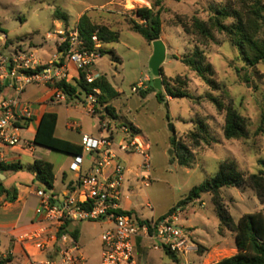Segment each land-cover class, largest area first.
Here are the masks:
<instances>
[{
    "label": "rangeland",
    "instance_id": "obj_1",
    "mask_svg": "<svg viewBox=\"0 0 264 264\" xmlns=\"http://www.w3.org/2000/svg\"><path fill=\"white\" fill-rule=\"evenodd\" d=\"M232 1L162 0L161 39L165 43L167 55L171 56L161 67L163 75L168 78L187 76L192 94L200 99H172L163 88L159 92L164 101L160 102L156 97L159 92L151 91L154 78L149 62L153 45L132 31L126 21L137 19L134 10L143 5L140 0H0V53L6 59L37 51L41 61L52 60L53 54L58 52L57 46L61 36L58 33L78 27L84 14H88L98 25L107 26L119 33L117 43L104 47L105 53L96 63V70L106 76L119 92V96L111 102L116 111L117 128L116 145L112 150L126 168L121 204L130 209L131 216L136 221L152 222L153 219L165 216L179 201L185 199L194 187L209 181L224 161L235 163L246 182L251 175L264 171V134L255 136L264 115V63L256 68L247 67L238 48L224 34L216 33V42L210 43L205 49L209 62L216 70L217 81L223 83L228 90L229 100L223 98L225 104L232 105L249 119L248 139L227 140L223 132L225 112L219 113L213 103L203 98L205 94L212 92L210 87L180 60L195 51L196 39L172 24L177 15L189 18L198 15L200 18H207L218 9L227 8ZM56 10L68 15V23L53 19ZM226 24L229 25L230 21ZM2 36H6V42L1 40ZM147 77L150 80L144 82ZM141 82L144 87H138ZM133 88L138 91L134 92ZM42 91L43 88L30 87L20 99H35L43 94ZM143 91L145 95L141 94ZM213 94L222 96L220 92ZM85 101L86 94L81 91L80 100L77 102L72 100L68 105L62 103L42 108L56 112L57 136L72 139L78 137L79 133L98 135L102 121L98 115H91L83 108ZM103 112L104 110L100 109V113ZM104 118L106 121L112 119L105 112ZM68 123L79 126V129L67 130ZM170 125L173 126L174 133L170 131ZM123 127L132 133V127L139 129V133L133 135L135 139L140 135L139 145L150 157L148 187H144L139 177H136V173L141 172L138 167L142 164V156L137 152L121 151L117 147L123 138L120 132ZM198 129L202 131V140L199 147L191 151L190 166L183 167L178 162L181 152L175 143L181 140L188 146L193 145L189 136L192 132L198 133ZM127 137L128 134L124 136ZM110 138H114L113 133ZM49 154L51 160L57 158V161L64 162L67 166L74 161L66 154L55 151ZM86 157L85 155V163ZM68 174L72 177L70 171ZM35 187L38 185L35 184ZM217 197L220 198L221 209L235 224L244 214H264V204L247 185L240 189L225 187L217 196L205 193L201 199L187 205L186 207H189L184 210L185 213L181 210L178 215V224L186 225L190 220L191 225L197 226L193 235L197 241H203L202 238L207 235L205 229L199 226L202 221L205 220L208 227L212 228L221 220ZM86 224L95 237L110 223L97 221ZM222 225L226 226L225 223ZM208 239L212 241L213 237L208 236ZM235 252L233 244L227 245L216 253L217 260L230 257ZM86 255L90 263L97 261L96 248H89ZM193 257L198 259L199 255L192 253L187 255L186 259Z\"/></svg>",
    "mask_w": 264,
    "mask_h": 264
},
{
    "label": "trees",
    "instance_id": "obj_2",
    "mask_svg": "<svg viewBox=\"0 0 264 264\" xmlns=\"http://www.w3.org/2000/svg\"><path fill=\"white\" fill-rule=\"evenodd\" d=\"M124 1V0H122ZM151 8L143 6L134 10V16L137 19L126 20L129 28L140 34L144 40L152 45L155 41L160 40L162 36L161 14L163 12L162 0H151ZM54 20H59L68 23L69 17L61 10H56L53 14ZM230 21V24L226 23ZM173 26L180 27L187 35L193 36L196 39V49L191 55H185L180 58L191 71L195 72L198 77L204 80L210 87V93L203 97L213 103L219 113L225 112L224 137L227 140H246L250 137L249 119L243 116L239 111L235 110L231 105H226L225 100H229L228 90L223 83L216 79V70L209 62L205 49L210 43L216 42V33L224 34L235 45L241 55L245 65L249 68H256L264 63V0H233L227 5V8L218 9L215 14L208 15L207 18H200L194 15L191 18L185 15H177L172 20ZM80 39L88 46L92 47V37L97 33L102 44L101 53H105L104 47L107 44L117 43L119 41V33L111 30L107 26H100L88 15L84 14L78 23ZM161 76L163 87L172 99L187 98L192 101H198L200 98L194 96L189 87L187 76H176L168 78L163 75L161 68ZM62 87L68 96V100H80L78 90L83 91L86 95L99 90L97 96L96 111L99 114L100 109L116 119V111L111 102L119 96V92L113 87L106 76H100L94 83L88 84L83 77L76 80L75 83L62 82L58 84ZM159 92V91H158ZM213 92H220L222 96H214ZM145 95V91L141 92ZM160 102L164 101L163 96L159 93L156 95ZM101 116L100 120L103 121ZM57 114L53 112H45L39 123L38 130L34 137V144L53 150L58 153L71 156H81L83 149L81 145L74 144L64 139H60L55 135L57 126ZM203 125V124H202ZM134 135L139 133V129L131 128ZM202 131L192 132L189 136L193 141V145H187L181 140L175 145L181 152L179 155V164L183 167H188L191 164L190 157L192 149L199 147L202 140ZM264 134V115L256 129L255 136ZM36 176V182L40 189L49 193L54 188L55 175L54 167L48 161L43 159L34 160L30 167ZM21 166L0 164V173L7 171H18ZM249 186L258 197L259 201L264 204V171L253 174L249 177L248 182L244 180L243 174L238 170L235 163L224 161L221 163L219 170L207 182L194 187L189 195L179 201L165 216L173 214L176 210H184L187 205L201 199L205 193H212L217 196L225 187L243 188ZM74 191L75 188H69ZM0 194H9L5 188L0 191ZM15 197L11 198L14 201ZM217 206L220 211L222 225L219 228V233L223 234L225 230H233L235 232V241L237 253L223 258L214 264H264V214L262 212L244 214L237 224H234L229 215H226L220 207V198L217 197ZM131 215L132 212H126ZM150 224L149 221L142 222ZM76 238V233L73 234ZM197 253L202 255L206 248L201 244H196ZM166 255L175 263L179 264L182 258L172 252L170 248L163 247ZM7 260H0V264H6Z\"/></svg>",
    "mask_w": 264,
    "mask_h": 264
},
{
    "label": "built area",
    "instance_id": "obj_3",
    "mask_svg": "<svg viewBox=\"0 0 264 264\" xmlns=\"http://www.w3.org/2000/svg\"><path fill=\"white\" fill-rule=\"evenodd\" d=\"M59 43L54 58L43 64L36 52L17 55L9 59L0 53V164L6 163L4 152L22 143L21 132L27 128L33 118V108L20 99V95L30 86L49 88L52 100L66 102L64 89L58 84L75 83L81 77L88 84L94 83L100 74L96 63L101 58L102 44L97 33L92 37V47H88L79 36L78 27L58 33ZM1 40L6 42V36ZM146 78L144 82H148ZM138 87H144L141 82ZM15 95H8L7 91ZM134 92L138 90L133 88ZM99 90L86 95L83 108L91 115L96 111ZM102 126L107 127L102 121ZM128 137L118 145L124 152H137L143 160L138 175L144 187L149 186L150 157L141 149L133 133L123 127ZM112 140L83 135L80 145L83 153L94 157L93 165L87 172H82L83 156H75L70 170L78 173L76 190L65 196L61 205L51 203V196L38 189L36 196L40 200L39 212L43 215L46 226L20 237L45 251L53 242L61 243L60 264H89L79 244L60 232L68 222L107 221L112 228L101 235L102 252L99 264H136L135 240L143 234L159 240L165 247L179 256H186L192 250L189 233L178 227L180 209L164 219L143 224L128 215L121 206V192L125 184V166L111 149ZM54 230V232H52ZM39 264H53L48 261Z\"/></svg>",
    "mask_w": 264,
    "mask_h": 264
},
{
    "label": "crops",
    "instance_id": "obj_4",
    "mask_svg": "<svg viewBox=\"0 0 264 264\" xmlns=\"http://www.w3.org/2000/svg\"><path fill=\"white\" fill-rule=\"evenodd\" d=\"M127 2V0H124ZM151 0H140L143 5L139 7L146 6L151 8ZM162 40V39H161ZM163 41V40H162ZM164 42V41H163ZM165 44V43H164ZM37 53V51H34ZM57 53L53 54L52 59L56 56ZM38 55V53H37ZM40 60V59H39ZM49 61H41V63L46 64ZM98 72V71H97ZM99 73V72H98ZM100 74V73H99ZM100 76H102L100 74ZM149 80L150 78L147 77ZM111 83V82H110ZM37 89L43 88V94L38 96L35 99H25L24 102L30 104L33 108V118L30 121L27 128L22 132V143L16 147L6 149L4 152L5 160L8 165H20L21 169L18 171H7L0 173V181L3 184V188L9 191V194H0V260H7L6 264H39L51 261L53 264H60L61 260V243L53 242L45 251H40L35 245L28 241H23L20 237L29 234L37 229H40L47 225L43 219V215L39 212L40 200L36 196V191L40 189L38 183L36 182V176L33 170L30 168L36 159H43L51 163L54 167L55 182L54 188L48 194L51 196V199L54 202H57L63 196L68 195L73 192L69 188H77L78 186V173L70 170V165L67 166L64 162L57 161V158H52L51 154L53 150L40 147L34 144V137L38 130L40 119L45 112H53L51 110H42L44 106L54 105V104H66L70 102L67 99L66 102H55L52 100V94L49 88L43 86H30ZM28 87L21 95L26 94L29 90ZM117 91V90H116ZM83 92V91H82ZM8 95H14L12 91H7ZM81 90H78V95L80 96ZM79 99L73 100L77 102ZM112 104V103H111ZM99 119L101 116L104 117V112L100 113ZM58 117V116H57ZM103 121L106 123L107 127L102 126V122L99 127V132L97 136L90 135L88 133L78 134V137L65 138L59 137L56 134L57 126L55 130V135L60 138L72 142L74 144L80 145L81 138L83 135H90L94 138H107L110 137V134L113 133L114 138L112 139L111 149L116 145L115 131L117 130L115 125V119H110L106 121L105 118ZM58 124V120H57ZM111 126V129H109ZM66 128L69 131H77L79 126L76 127L75 124L68 123ZM137 128V127H135ZM138 129V128H137ZM123 135L122 140H124L125 132L120 131ZM118 143V145L122 142ZM118 147V146H117ZM119 148V147H118ZM122 151V150H121ZM62 154V153H61ZM67 155V154H66ZM85 155L87 156V163H85ZM71 156V155H69ZM83 164L82 172H87L91 169L94 161L88 153H83ZM74 160V156H71ZM119 160V159H118ZM126 169V168H125ZM139 170V167H138ZM68 171L72 173V177L68 174ZM139 173H136L138 177ZM35 184L38 187H35ZM15 197L14 201H11V198ZM122 206V204H121ZM189 207V206H188ZM188 207H185L184 210H187ZM122 208L125 211L131 212L129 208ZM182 210L184 213L186 211ZM161 217L157 218L159 220ZM107 222V221H106ZM178 222V221H177ZM86 223H91L87 221H73L68 222L64 225L60 232H63L76 240V242L81 247V251L87 262L89 264H99L101 260L102 252V242L101 235L104 231L112 228V223L103 230V232L97 236H92L90 230L87 228ZM187 224H178V227L184 228L189 233V239L193 250L189 254H198L196 252V244H201L206 251L202 255H199L198 259L194 257L192 259H186V256H180L182 261L179 264H214L222 259L217 260L216 253L222 251L227 245L233 244L235 249V254L237 253L236 241H235V232L233 230H225L223 234L219 233V228L221 226V220L219 223H216L212 228L208 227V224L205 223V220L200 223V227L205 229L207 239L202 238L203 241H197L194 239V230L197 226L191 225L190 220L186 222ZM235 224V223H234ZM54 232V230H52ZM76 233V238L74 237ZM208 236L213 237V240L210 241ZM207 244V245H206ZM164 245L154 237L150 235L143 234L138 236L135 240V259L136 264H177L173 262L165 253ZM95 249L97 251V261L90 263L86 251L89 249ZM188 254V255H189ZM90 256V255H89ZM184 260V261H183Z\"/></svg>",
    "mask_w": 264,
    "mask_h": 264
},
{
    "label": "water",
    "instance_id": "obj_5",
    "mask_svg": "<svg viewBox=\"0 0 264 264\" xmlns=\"http://www.w3.org/2000/svg\"><path fill=\"white\" fill-rule=\"evenodd\" d=\"M152 45H153V54L149 62V68L154 78V85L151 91L155 93L161 91L164 88L162 76H161V67L166 60H169L171 58V56L167 55L166 46L161 39L155 41ZM170 131L174 133V128L172 125H170ZM2 189H3V184L0 181V191ZM65 196H63L57 202L51 200V203H53L56 206H59L64 201Z\"/></svg>",
    "mask_w": 264,
    "mask_h": 264
},
{
    "label": "bare ground",
    "instance_id": "obj_6",
    "mask_svg": "<svg viewBox=\"0 0 264 264\" xmlns=\"http://www.w3.org/2000/svg\"><path fill=\"white\" fill-rule=\"evenodd\" d=\"M140 135L139 136H137V138H136V141L138 142V140H140ZM139 143V142H138Z\"/></svg>",
    "mask_w": 264,
    "mask_h": 264
}]
</instances>
